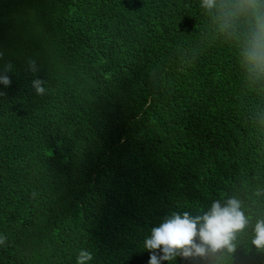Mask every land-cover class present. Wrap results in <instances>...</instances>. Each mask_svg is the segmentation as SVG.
<instances>
[{
    "label": "trees",
    "instance_id": "16d2710c",
    "mask_svg": "<svg viewBox=\"0 0 264 264\" xmlns=\"http://www.w3.org/2000/svg\"><path fill=\"white\" fill-rule=\"evenodd\" d=\"M202 3L0 0V264H149L153 227L230 198L233 253L162 264H264V0Z\"/></svg>",
    "mask_w": 264,
    "mask_h": 264
},
{
    "label": "clouds",
    "instance_id": "9594fccd",
    "mask_svg": "<svg viewBox=\"0 0 264 264\" xmlns=\"http://www.w3.org/2000/svg\"><path fill=\"white\" fill-rule=\"evenodd\" d=\"M249 3L254 4L255 0H249ZM214 5L215 0H203L202 3V7L209 9ZM254 37L255 51L264 55V17L258 18ZM32 63L34 66V62ZM10 69L11 65H8L3 73H0V83L6 87L11 84V79L6 74ZM43 83L39 79L33 81L37 95L44 94ZM248 224L249 219L235 198L228 199L223 206L219 201H214L209 211L195 217L188 212L172 213L159 226L151 229L150 236L144 242L146 250L150 252L149 264L172 262L177 257L185 260L207 259L223 254L225 250L231 254L236 250L237 235L247 228ZM5 241L6 237H0V244ZM252 244L257 251L264 252V219L255 223ZM92 258L89 251L81 250L77 264H88Z\"/></svg>",
    "mask_w": 264,
    "mask_h": 264
}]
</instances>
